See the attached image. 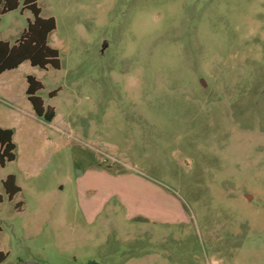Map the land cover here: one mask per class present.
<instances>
[{
	"label": "rangeland",
	"instance_id": "374dc122",
	"mask_svg": "<svg viewBox=\"0 0 264 264\" xmlns=\"http://www.w3.org/2000/svg\"><path fill=\"white\" fill-rule=\"evenodd\" d=\"M42 9L56 22L59 68L25 61L0 75L12 85L0 89V125L18 144L0 168L7 260L264 264V0ZM32 17L1 15V38L13 44ZM28 74L52 122L17 108H31ZM10 172L20 187L11 200Z\"/></svg>",
	"mask_w": 264,
	"mask_h": 264
},
{
	"label": "trees",
	"instance_id": "16d2710c",
	"mask_svg": "<svg viewBox=\"0 0 264 264\" xmlns=\"http://www.w3.org/2000/svg\"><path fill=\"white\" fill-rule=\"evenodd\" d=\"M38 0H0V16L17 9H27L32 13V20L27 22V26L20 33L13 44L0 38V73L18 67L22 62L29 61L32 66L46 69L51 66L58 69L60 66L59 52L48 43V35L55 29L54 17H42ZM27 88L26 96L31 103L35 115L49 122L53 119L55 111L52 106L45 105L43 99L37 94L43 84L35 76H26ZM58 89L51 90L49 96L56 95ZM13 130L9 127L0 126V167L7 162L16 159V143L13 140ZM2 187L8 199L20 191L13 174H8L2 181ZM2 198L0 197V201ZM20 202L16 203L18 208ZM4 255L0 252V261Z\"/></svg>",
	"mask_w": 264,
	"mask_h": 264
},
{
	"label": "crops",
	"instance_id": "0c3cea01",
	"mask_svg": "<svg viewBox=\"0 0 264 264\" xmlns=\"http://www.w3.org/2000/svg\"><path fill=\"white\" fill-rule=\"evenodd\" d=\"M22 2V0H20V3ZM46 2V0H38V6H39V8H40V15L42 16V17H50V16H52L50 13H44L43 12V9H42V5H44V3ZM21 6V5H20ZM20 6L18 7V8H20ZM17 8V9H18ZM16 10V9H15ZM12 11H14V10H12ZM4 15V14H3ZM53 17V16H52ZM32 20V19H31ZM29 21V19L27 20V22ZM27 26V25H26ZM26 26H21L20 27V29H18V33L20 34L24 29H25V27ZM52 33H53V31L48 35V43H49V45H50V42H49V39H50V37H51V35H52ZM0 38H1V36H0ZM2 39V38H1ZM4 40V39H3ZM11 44V43H10ZM25 62V61H24ZM24 62H22L21 64H23ZM20 64V65H21ZM19 65V66H20ZM18 66V67H19ZM18 67H16V68H18ZM16 68H14V69H16ZM14 69H11V70H14ZM11 70H6V71H3V72H1L0 73V75H4L5 73H7V72H9V71H11ZM12 87V85H10V84H8V83H4V82H2V84H0V89H2V90H8L9 88H11ZM26 88H27V83H26V86H25V92H26ZM26 95V94H25ZM1 99H2V97H0ZM26 98H27V96H26ZM28 100V99H27ZM44 101V100H43ZM45 103V102H44ZM50 106V105H49ZM17 107V106H16ZM30 107L31 108H28V107H26V108H19V107H17L20 111H22V112H24L25 114H27V115H30L31 117H36V119H42V118H39V117H37L36 115H35V113H34V111H33V108H32V106H31V103H30ZM54 109V108H53ZM54 111H55V109H54ZM55 117H56V112H55V115H54V117H53V119L51 120V121H49V122H52L54 119H55ZM45 121V120H44ZM0 126H2V127H8L7 125H0ZM13 140L15 141V143H16V146L18 147V144H17V141H16V138H15V133H13ZM18 159V153L16 154V159L15 160H17ZM1 168V167H0ZM8 174H13L14 175V177H15V180H16V184L19 186V184H18V177H17V175L14 173V172H10V173H7V175ZM6 175V176H7ZM3 180V179H2ZM1 180V181H2ZM20 188V187H19ZM20 193V191L18 192V193H16V194H19ZM15 194V195H16ZM14 195V196H15ZM13 196V197H14ZM0 197L2 198V200H3V196H2V194L0 193ZM1 200V201H2ZM0 201V202H1ZM21 203V202H20ZM101 204L102 203H100V200H99V205L97 204V207H93L94 209H92L91 210V213L93 214H97V212H99V209H100V206H101ZM21 205H22V203H21ZM21 205L18 207L19 209L21 208ZM0 252L4 255V259L2 260V261H0V264H45L43 261H41L40 259H38V258H36V257H18V258H16V259H14V260H7V256L3 253V251H1L0 250Z\"/></svg>",
	"mask_w": 264,
	"mask_h": 264
},
{
	"label": "water",
	"instance_id": "95a60500",
	"mask_svg": "<svg viewBox=\"0 0 264 264\" xmlns=\"http://www.w3.org/2000/svg\"><path fill=\"white\" fill-rule=\"evenodd\" d=\"M248 197H251L250 195H248Z\"/></svg>",
	"mask_w": 264,
	"mask_h": 264
}]
</instances>
